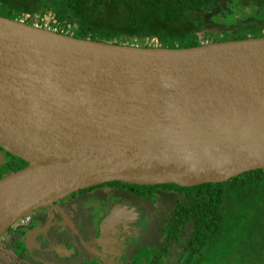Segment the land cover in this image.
Listing matches in <instances>:
<instances>
[{
  "label": "water",
  "instance_id": "95a60500",
  "mask_svg": "<svg viewBox=\"0 0 264 264\" xmlns=\"http://www.w3.org/2000/svg\"><path fill=\"white\" fill-rule=\"evenodd\" d=\"M0 236L105 183H224L264 171V37L116 45L0 16Z\"/></svg>",
  "mask_w": 264,
  "mask_h": 264
},
{
  "label": "flooded vegetation",
  "instance_id": "af4514ba",
  "mask_svg": "<svg viewBox=\"0 0 264 264\" xmlns=\"http://www.w3.org/2000/svg\"><path fill=\"white\" fill-rule=\"evenodd\" d=\"M22 163L0 147V179ZM190 194L119 182L80 190L11 225L0 236V264H254L252 253L196 237L201 208ZM83 209H94L91 217L76 218Z\"/></svg>",
  "mask_w": 264,
  "mask_h": 264
},
{
  "label": "trees",
  "instance_id": "16d2710c",
  "mask_svg": "<svg viewBox=\"0 0 264 264\" xmlns=\"http://www.w3.org/2000/svg\"><path fill=\"white\" fill-rule=\"evenodd\" d=\"M225 0H0V16L26 23L46 20L78 39L139 47L191 48L264 37V0H228L248 6L252 13L231 27L229 34L206 37L204 16ZM255 12V13H254ZM26 166L22 163L14 171ZM195 206L197 238L206 243L219 238L226 248L252 255L254 264L264 256V171L255 170L224 183L184 188ZM218 232V236L212 235ZM231 241H235L231 243ZM211 243L206 244V246ZM214 245V244H213ZM263 264V263H262Z\"/></svg>",
  "mask_w": 264,
  "mask_h": 264
},
{
  "label": "rangeland",
  "instance_id": "374dc122",
  "mask_svg": "<svg viewBox=\"0 0 264 264\" xmlns=\"http://www.w3.org/2000/svg\"><path fill=\"white\" fill-rule=\"evenodd\" d=\"M252 13L250 8L248 6H244L242 9L238 8L234 5H232L228 0L222 1L221 4L214 10H211L210 12L206 13L204 16V22L206 31H203L200 33V36H207L208 34H211V37L214 36H222V32H228L231 29V27L236 26L238 23L242 22L244 18L246 17V14ZM255 13V12H254ZM243 19V20H242ZM70 36V35H69ZM211 38H205V40L210 41ZM206 42V43H207ZM90 212L89 216L91 217V213L94 211L92 210H85L83 209V213H77L75 215L76 218H85L83 214H86L87 212ZM95 218V216H92ZM155 240L154 235H150L148 238V241Z\"/></svg>",
  "mask_w": 264,
  "mask_h": 264
},
{
  "label": "built area",
  "instance_id": "2783aa9c",
  "mask_svg": "<svg viewBox=\"0 0 264 264\" xmlns=\"http://www.w3.org/2000/svg\"><path fill=\"white\" fill-rule=\"evenodd\" d=\"M17 21H19V22H21V23H26L24 19H20V20H17ZM27 24H28V23H27ZM29 25H32V26L37 27V28H43V29H46V30H50V31H53V32H55V33H61V34L69 35V34H67V33H64L63 31L58 32V31H59L58 27L52 26V25L49 23L48 20H46V21L44 22V24H42V25H41V23H38V22H34L33 24H29ZM70 36H71V35H70ZM155 47H156V46H155ZM27 217H28V216L22 218V220L25 219V218H27Z\"/></svg>",
  "mask_w": 264,
  "mask_h": 264
}]
</instances>
